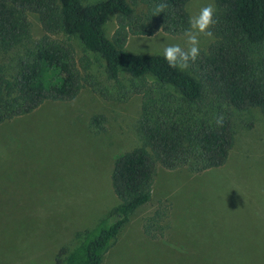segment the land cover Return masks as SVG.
I'll use <instances>...</instances> for the list:
<instances>
[{
  "label": "rangeland",
  "instance_id": "1",
  "mask_svg": "<svg viewBox=\"0 0 264 264\" xmlns=\"http://www.w3.org/2000/svg\"><path fill=\"white\" fill-rule=\"evenodd\" d=\"M209 3L190 0V17ZM27 16L24 48L44 34L38 16ZM115 27L110 15L109 38ZM213 39L200 36V50ZM69 40L95 89L85 82L70 101L47 100L0 123V264H56L60 248L74 249L78 234L119 203L109 179L115 156L143 143L141 95L120 92L103 60L77 36ZM174 44L186 47L184 33L158 30L129 35L125 48L162 54ZM16 56L10 54L14 63ZM120 78L127 82L124 69ZM234 128V145L220 167L194 174L157 166L150 201L132 213L102 264H264V117L257 108L236 110Z\"/></svg>",
  "mask_w": 264,
  "mask_h": 264
},
{
  "label": "trees",
  "instance_id": "2",
  "mask_svg": "<svg viewBox=\"0 0 264 264\" xmlns=\"http://www.w3.org/2000/svg\"><path fill=\"white\" fill-rule=\"evenodd\" d=\"M85 1L0 0V123L47 100L70 101L85 82L95 89L91 75L80 72L72 36L103 60L120 92L142 99L143 143L112 161L109 179L119 203L96 227L78 234L82 240L74 249L60 248L56 264H102L132 213L150 201L158 165L194 174L220 167L234 145L235 111L257 108L264 117V0H213L214 39L185 70L170 67L160 53L131 52L125 44L129 35L185 33L190 0ZM159 3L167 7L157 14ZM28 12L38 16L44 34L24 48ZM110 15L116 18L112 38L104 31ZM219 115L222 126L215 123Z\"/></svg>",
  "mask_w": 264,
  "mask_h": 264
},
{
  "label": "clouds",
  "instance_id": "3",
  "mask_svg": "<svg viewBox=\"0 0 264 264\" xmlns=\"http://www.w3.org/2000/svg\"><path fill=\"white\" fill-rule=\"evenodd\" d=\"M167 7L164 3H159L155 6V13H163ZM216 6L214 3H209L201 7L195 16L189 19V28L185 31L186 47H181L178 44L166 45L163 49V58L172 68L185 70L190 66L191 62H195L200 55V36L213 38L212 26L217 22L214 17ZM223 115L217 116L215 123L217 126H222Z\"/></svg>",
  "mask_w": 264,
  "mask_h": 264
},
{
  "label": "crops",
  "instance_id": "4",
  "mask_svg": "<svg viewBox=\"0 0 264 264\" xmlns=\"http://www.w3.org/2000/svg\"><path fill=\"white\" fill-rule=\"evenodd\" d=\"M174 213L176 214V211H174Z\"/></svg>",
  "mask_w": 264,
  "mask_h": 264
}]
</instances>
